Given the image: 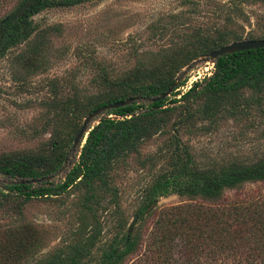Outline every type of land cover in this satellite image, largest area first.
<instances>
[{
	"label": "trees",
	"instance_id": "trees-1",
	"mask_svg": "<svg viewBox=\"0 0 264 264\" xmlns=\"http://www.w3.org/2000/svg\"><path fill=\"white\" fill-rule=\"evenodd\" d=\"M98 1L15 0L0 16V58L23 45L15 56V62L25 71L23 75L42 70L48 60V30L40 29L34 17L46 9ZM12 2L0 0V10ZM184 3L187 6L190 2ZM222 6L217 5L219 10ZM169 18L162 22V48L141 52L133 67L116 72L95 60L93 90L65 93L58 90L60 84L54 79L49 96L41 102L45 119L34 133L48 134L47 139L31 149L0 154V264H122L136 249L140 235L137 223L147 214L143 215L147 207L158 197L171 194L187 196L194 202L170 206L155 221L150 244L157 251L159 264H194V260L200 264L206 251L210 264H264V198L232 204L220 200L226 189L264 181V155L249 161L199 166L173 135L167 147V170L145 188L129 234L123 231L126 218L117 208L112 210L113 204L117 207L119 203L113 172L123 168L132 155L139 157L142 143L163 132L173 115L182 116L173 123L186 125L196 117L206 121L205 127L210 129L219 120L237 119L241 113L245 115V110L249 114V105L264 102V47L217 57L210 75L180 91L186 79L178 81V77L186 65L242 39V34L232 28L206 29L191 24L182 13ZM248 39H264V32L258 36L248 33ZM176 81L172 96L180 98L150 100ZM133 97L149 100L107 110L88 131L82 147L72 153L73 138L87 114ZM242 105H246L244 110ZM70 159L59 181L46 179L62 170ZM146 161L140 159L142 168ZM27 179L37 181L21 182ZM73 190L79 192L77 200L62 210L72 219L67 237L38 256L49 232L24 216L25 207L35 198L66 196ZM197 199L211 205L197 203ZM107 210L110 218L115 217L116 233L100 245L104 229L100 213Z\"/></svg>",
	"mask_w": 264,
	"mask_h": 264
},
{
	"label": "rangeland",
	"instance_id": "rangeland-1",
	"mask_svg": "<svg viewBox=\"0 0 264 264\" xmlns=\"http://www.w3.org/2000/svg\"><path fill=\"white\" fill-rule=\"evenodd\" d=\"M184 1L101 0L70 8H50L37 14L34 20L38 27L48 30L45 34L49 47L46 66L35 74L23 75L25 71L15 62V56L23 45L0 58V154L31 149L47 139L48 134L34 133L39 129L42 118L45 119L46 109L41 102L49 96L54 79L60 84L61 89L58 90L65 93L75 89L93 90L94 62L113 67L116 72L133 67L141 52L162 48L165 43L162 40V22L170 20L169 17L175 14L182 13L191 24L206 29L219 26L232 28L241 32L242 39H248V33L258 36L264 32V2L261 0H186L190 2L187 6ZM14 2L0 10V16ZM217 5L223 9L219 10ZM188 6L190 9H186ZM213 69V62L207 55L195 59L182 69L178 77V81L186 79L185 84L179 87L180 91H186L193 82L210 75ZM172 92L167 96L169 100L180 98V95L173 97ZM245 95L247 97L249 92ZM245 106L241 108L244 110ZM248 109L249 114L245 110V115L241 113L237 119L227 117L219 120L210 129L205 127L206 121H199L196 117L187 121L186 125L173 123L182 117L173 115L163 132L142 143L139 157L132 155L123 168L115 169L112 184L117 188L119 203L117 207L113 204L112 210L117 208L118 213L126 218L123 231L134 220L145 188L156 175L167 170V147L173 135H177L180 146L186 148L194 164L199 166L249 161L263 156L264 102L257 106L251 104ZM141 158L147 160L143 168L140 166ZM71 159L62 170L46 179L59 181ZM78 196L79 192L73 190L66 196L39 197L25 207L24 216L37 228L49 232L48 242L38 256L53 250L67 237L72 219L62 210L67 209ZM263 198L264 181H257L226 189L220 200L232 204ZM60 200L63 203L60 204ZM191 202L194 201L178 194L158 197L156 205L137 223L140 234L138 244L122 264H159L157 251L150 244L155 221L164 209ZM196 202L211 205L210 201L202 199ZM100 218L104 226L102 245L114 236L116 224L115 217L110 218L108 210L100 213ZM211 262L206 251L200 257V264ZM193 263L199 264L196 260ZM87 264L96 263L91 261Z\"/></svg>",
	"mask_w": 264,
	"mask_h": 264
},
{
	"label": "water",
	"instance_id": "water-1",
	"mask_svg": "<svg viewBox=\"0 0 264 264\" xmlns=\"http://www.w3.org/2000/svg\"><path fill=\"white\" fill-rule=\"evenodd\" d=\"M262 48L264 47V39H241V40H233L230 41L214 50H211L210 52H208L206 55L207 57L213 62V60H215L217 57L225 55V54H229L235 51H239V50H247V49H253V48ZM177 82H174L172 84V86H170L166 91H164L163 93H161L160 95L151 98L150 100L152 101H157L160 99H164L167 96L170 95V93L173 91V89L175 88ZM139 100H149V98L147 97H143V98H138V97H133V98H126L124 100L121 101H117L111 104H107L104 106H101L95 110H93L92 112H90L89 114H87L81 123L80 128L78 129V131L76 132L74 138H73V142H72V150H75L77 147H82V144L85 142V138L86 135L88 133V131L100 121L101 116L104 115V113L107 110H110L112 108H116V107H120V106H125L127 104H130L133 101H139ZM96 121V122H95ZM95 122V124H93ZM36 182L37 179H27V180H21V182ZM157 203V200H154L145 210L144 214L145 215L147 212H149ZM135 223V219L132 220V222L129 224L128 229H127V233L129 234L132 226Z\"/></svg>",
	"mask_w": 264,
	"mask_h": 264
},
{
	"label": "flooded vegetation",
	"instance_id": "flooded-vegetation-1",
	"mask_svg": "<svg viewBox=\"0 0 264 264\" xmlns=\"http://www.w3.org/2000/svg\"><path fill=\"white\" fill-rule=\"evenodd\" d=\"M77 148H79V147H77ZM77 148L75 149V150H77ZM71 149H72V146H71ZM75 150H72V153L75 151ZM72 156V155H71ZM78 156V155H77ZM71 158V157H70Z\"/></svg>",
	"mask_w": 264,
	"mask_h": 264
}]
</instances>
